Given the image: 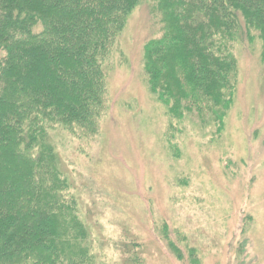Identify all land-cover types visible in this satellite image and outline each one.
<instances>
[{
    "label": "trees",
    "instance_id": "trees-1",
    "mask_svg": "<svg viewBox=\"0 0 264 264\" xmlns=\"http://www.w3.org/2000/svg\"><path fill=\"white\" fill-rule=\"evenodd\" d=\"M141 6L161 23L143 46L148 92L223 132L238 47L264 51V0H0V264H95L51 131L98 135L108 59Z\"/></svg>",
    "mask_w": 264,
    "mask_h": 264
},
{
    "label": "rangeland",
    "instance_id": "rangeland-1",
    "mask_svg": "<svg viewBox=\"0 0 264 264\" xmlns=\"http://www.w3.org/2000/svg\"><path fill=\"white\" fill-rule=\"evenodd\" d=\"M160 29L146 6L128 19L108 59L98 135L51 131L66 207L86 226L95 264H264L262 43L238 47L236 95L219 134L172 119L148 92L143 46Z\"/></svg>",
    "mask_w": 264,
    "mask_h": 264
}]
</instances>
